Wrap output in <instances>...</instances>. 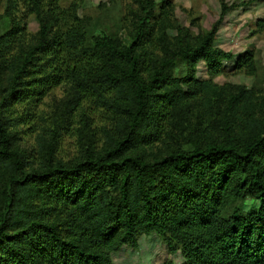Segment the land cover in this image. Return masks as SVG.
I'll return each instance as SVG.
<instances>
[{"label":"trees","instance_id":"16d2710c","mask_svg":"<svg viewBox=\"0 0 264 264\" xmlns=\"http://www.w3.org/2000/svg\"><path fill=\"white\" fill-rule=\"evenodd\" d=\"M8 1L11 7L21 2L25 14L35 15L39 39L9 63L8 85L0 88V170L13 174L0 195V264H114L111 251L150 231L181 250L180 264H264V122L256 113L259 106L264 110V95L245 87L230 94L226 108L232 122L224 124L221 141L206 142L200 135L191 150L153 161L116 155L126 143L152 141L159 133L158 114L183 100L209 101L208 94L220 89L210 80L180 82L168 72L171 66L203 60L215 76L225 71L223 61L233 60V70L253 75L254 50L235 55L213 46V27L197 44H180L144 82L139 73L155 66L147 37L152 0L139 1L144 17L122 46L104 31L87 43L73 5ZM170 4L162 0L161 12ZM226 9L221 0V14ZM23 30L14 23L0 35V44L8 48ZM64 78L120 115L122 139L109 136L115 147L72 165L25 171L26 156L13 146L6 114ZM246 197L256 199L257 207L226 210ZM57 209L68 210L66 231L51 221Z\"/></svg>","mask_w":264,"mask_h":264},{"label":"rangeland","instance_id":"374dc122","mask_svg":"<svg viewBox=\"0 0 264 264\" xmlns=\"http://www.w3.org/2000/svg\"><path fill=\"white\" fill-rule=\"evenodd\" d=\"M140 0H59L62 7L74 6L81 18L86 42L99 31L113 37L119 45H125L136 33L144 12ZM167 13L161 11L162 0H152L153 16L149 20L147 37L154 45L155 66L144 68L139 76L146 82L154 69L180 44H197L213 27V46L238 54L252 48L255 52L257 72L253 75L232 69L233 60L223 61L225 71L210 76L206 63L199 60L194 65L179 62L168 72L180 82L210 80L220 89L208 94L209 101L199 97L183 100L171 107L160 118L159 133L150 142L122 146L116 155H140L153 161L176 151H189L195 140L202 135L204 141H221L223 126L231 123L227 116V103L231 93L240 87L253 89L257 96L264 95V0H222L226 12L221 14V0H169ZM19 2L11 7L8 0H0V35L13 25L24 30L13 37L8 48L0 44V88H6L10 76L9 63L21 51L33 46L39 39V23L34 14H25ZM44 16V15H43ZM167 69L165 68V71ZM188 77V78H186ZM202 93V92H201ZM1 94V93H0ZM202 95V94H201ZM26 98L15 103L8 111V131L12 134L13 146L26 156L25 171L41 170L56 163L72 165L86 157L103 154L104 148L122 139L117 126L120 115L103 106L90 93H83L71 80L64 78L41 96ZM257 117L264 122V110L257 107ZM237 135L244 131L232 123ZM8 170H0V195L10 176ZM258 201L246 197L231 203L226 210L239 207L245 213L257 207ZM68 211V210H67ZM67 211H53L51 221L59 223L62 231ZM114 264H163L171 260L183 262L180 249L169 247L165 238L156 231L142 232L135 244L123 243L110 252Z\"/></svg>","mask_w":264,"mask_h":264}]
</instances>
